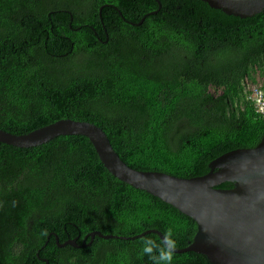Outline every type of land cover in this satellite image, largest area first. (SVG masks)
I'll return each mask as SVG.
<instances>
[{
    "label": "trees",
    "instance_id": "trees-1",
    "mask_svg": "<svg viewBox=\"0 0 264 264\" xmlns=\"http://www.w3.org/2000/svg\"><path fill=\"white\" fill-rule=\"evenodd\" d=\"M159 2L0 0V129L89 122L129 167L185 179L255 148L264 10L240 18L201 0ZM154 230L182 250L197 224L116 179L88 138L0 143V264H209ZM93 232L130 239L85 241Z\"/></svg>",
    "mask_w": 264,
    "mask_h": 264
},
{
    "label": "water",
    "instance_id": "water-1",
    "mask_svg": "<svg viewBox=\"0 0 264 264\" xmlns=\"http://www.w3.org/2000/svg\"><path fill=\"white\" fill-rule=\"evenodd\" d=\"M201 1L240 18L253 17L264 10V0ZM144 20L145 17L138 25ZM61 136L88 138L104 167L116 179L157 197L197 224L193 241L182 250L171 248L162 233L153 231L171 252H194L206 257L209 264H264V137L255 148L234 150L215 159L208 174L185 179L129 167L116 153L106 133L89 122L60 120L21 136L0 129V143L18 148L41 146ZM225 182L234 187L220 188ZM96 236L130 239L93 232L85 241L89 237L93 241ZM56 240L59 247H79L77 241L60 244ZM85 241L82 247H86Z\"/></svg>",
    "mask_w": 264,
    "mask_h": 264
},
{
    "label": "built area",
    "instance_id": "built-area-1",
    "mask_svg": "<svg viewBox=\"0 0 264 264\" xmlns=\"http://www.w3.org/2000/svg\"><path fill=\"white\" fill-rule=\"evenodd\" d=\"M253 98L255 101V107H256L257 113L264 116V95L263 93L259 90H254Z\"/></svg>",
    "mask_w": 264,
    "mask_h": 264
}]
</instances>
